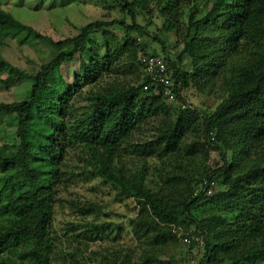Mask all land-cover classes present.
I'll return each instance as SVG.
<instances>
[{
  "label": "trees",
  "instance_id": "obj_1",
  "mask_svg": "<svg viewBox=\"0 0 264 264\" xmlns=\"http://www.w3.org/2000/svg\"><path fill=\"white\" fill-rule=\"evenodd\" d=\"M112 1L128 15L130 24L93 20L80 26L76 35L58 41L0 10V42L16 37L56 47L32 75L0 55V71L8 74L5 84L23 79L31 83L22 100L0 102V264H50L56 246L52 205L71 176L60 168L76 149L78 159L93 167L84 172L91 173L85 181L97 177L121 198L134 201L135 234L139 228L152 229L173 239L172 226L193 227L180 236L188 240V248L194 243L201 246L200 263L222 264L225 259L224 264H264V0H207L197 19L192 0ZM154 9L161 18L160 30H183L182 49L173 58L156 37L161 53L135 42L148 36L135 18ZM114 24L121 26L122 36L108 31ZM139 53L163 58L171 71V100L161 95L160 86L154 91L143 74ZM75 57L76 70L67 82L60 69ZM228 63L229 88L212 111L185 102L190 88L198 91L213 84L215 74ZM166 101L178 105L175 111ZM198 127L223 160L221 167L204 173L201 190L191 191L178 170L163 169L157 180H149L145 160L154 157L163 166L170 159L178 162L183 137ZM229 127L244 150L262 155L259 163L239 174H233L231 165L224 166L225 146L219 136ZM213 176L222 188L206 194L203 188ZM198 204L220 208L234 218L196 219L190 209ZM91 226L84 232L87 238L103 228ZM118 237L117 231L114 238ZM156 239L155 244L163 243L161 237ZM118 258L113 255L110 263ZM128 260L123 254L118 264Z\"/></svg>",
  "mask_w": 264,
  "mask_h": 264
},
{
  "label": "rangeland",
  "instance_id": "obj_2",
  "mask_svg": "<svg viewBox=\"0 0 264 264\" xmlns=\"http://www.w3.org/2000/svg\"><path fill=\"white\" fill-rule=\"evenodd\" d=\"M207 3V0H192L194 5L192 7L195 9L194 18L197 19L204 13ZM189 6L191 3L183 9L182 21H185ZM0 10L10 14L21 23L31 26L53 41L76 35L80 26L93 20L116 19L127 25L130 24L128 15L112 0H0ZM135 21L148 33V36H139L135 42L143 44L147 51L161 53L158 42L153 39L156 37L163 42L170 58L180 53L183 30L179 33L173 30H160L161 18L155 9L150 15L145 13L138 15ZM108 31L117 37L123 34L121 26L117 24L110 26ZM203 31L204 29H200L199 33ZM95 35L99 37L98 33ZM55 49L56 47H48L41 42L21 41L16 37H5L0 42V55L4 61L31 75L39 70ZM162 55L166 54L162 53ZM245 57L246 55L242 56L241 60L244 61ZM185 61L186 59L184 63ZM76 66V57L71 63L61 66L60 72L67 82L70 81V76L76 70ZM231 67L232 65L228 63L222 70L223 72L215 74L213 84L208 87L205 86L204 89L198 91L194 87L190 88L185 94V102L201 111H212L226 95ZM7 75L6 71H0V102H17L25 98L31 85L30 81L23 79L14 84H5L3 80ZM198 84L202 85L200 82ZM166 103L170 111H175L178 106L174 102L166 101ZM3 127L7 128L5 125ZM231 128L229 127L228 131L220 134L219 141L225 146L223 157L226 163L224 166L231 165L233 174H239L245 171L250 164L259 163L262 155L260 152L252 154L244 150ZM1 142L0 138V144ZM181 145L183 153L178 162L173 163L170 159L163 166L162 162L154 157L145 160L148 179L157 180L158 172L161 171L162 174L163 169L165 172L178 170V176L184 179L191 191L197 193L203 187L199 181L204 173L206 174L209 168L221 167L223 160L218 151L211 148L200 127L196 131L192 130L187 133ZM190 148L195 149L193 154L187 153V149ZM74 153H79L78 149L69 152L65 166L60 168L70 172L71 176L65 180L64 187L58 189L52 205L50 224L56 246L50 264H111L113 255L119 257L115 263L118 264L123 254L129 259L127 264H203L200 263L201 246L194 243L188 248V242L182 240L180 236L193 230V227L172 226V231L176 232V238L173 239L163 235L159 236L152 229L144 232L139 228L135 234L131 223L132 219L137 217V207L134 201L121 198L117 190L97 177L93 176L85 181L83 178L90 177L91 173L84 172L92 170V164L80 161ZM213 177L210 179V182L214 184L211 193L222 188L219 178ZM154 183L156 184L152 182ZM83 207L87 209L83 211ZM190 213L196 219L213 215L223 217L227 221H232L234 218L231 213L204 204L195 205L190 209ZM91 225H102L103 228L95 229L93 236L87 238L84 232ZM117 231L119 237L114 238ZM156 236V240L159 241L161 237L163 243L155 244L153 239ZM72 255L74 261H72ZM145 259L150 261L145 262ZM226 261L224 259L222 264Z\"/></svg>",
  "mask_w": 264,
  "mask_h": 264
},
{
  "label": "built area",
  "instance_id": "obj_3",
  "mask_svg": "<svg viewBox=\"0 0 264 264\" xmlns=\"http://www.w3.org/2000/svg\"><path fill=\"white\" fill-rule=\"evenodd\" d=\"M138 60L141 63L142 70L144 76L149 80L151 84H153L154 91L156 92V87L160 86L159 92L161 95L168 100L172 99L171 95V71L167 68L164 60L160 56H154L151 54H139ZM148 85H143L142 89H147ZM185 105L180 104V107L183 108ZM212 184L210 181L204 187V191L206 194L211 193ZM197 239V238H194ZM184 241H188L187 239H183Z\"/></svg>",
  "mask_w": 264,
  "mask_h": 264
}]
</instances>
